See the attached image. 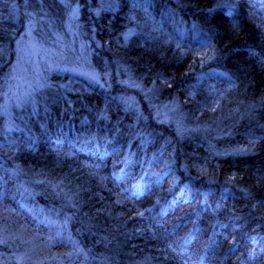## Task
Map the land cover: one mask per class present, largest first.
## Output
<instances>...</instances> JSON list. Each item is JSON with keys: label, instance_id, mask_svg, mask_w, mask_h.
<instances>
[{"label": "trees", "instance_id": "obj_1", "mask_svg": "<svg viewBox=\"0 0 264 264\" xmlns=\"http://www.w3.org/2000/svg\"><path fill=\"white\" fill-rule=\"evenodd\" d=\"M78 1L80 27L89 34L87 40L93 42L97 38L100 44L117 46L119 28L124 41L146 33L144 50L138 48L144 53L135 51L136 48L130 51L138 53L139 68L161 65L166 77L168 70L179 67L175 61L178 55L174 50H163L160 40L179 37V42L186 45L198 34L199 41L208 44V54L187 73L191 75L188 83L185 76H176L178 72L172 71L177 77L175 92L186 98L184 111L190 119L200 122L210 118L216 125L208 128L206 124L190 131H183L169 119L166 125H161L154 119L153 108L143 107L138 115L133 103L126 102L125 92L131 88L127 83L106 94L105 89L84 79L52 75L50 80L62 86L72 84L76 90L61 92L59 86L40 91L38 110L28 115L31 117L26 123L23 120L18 123L19 139L8 135V129L0 133L3 178L10 179L13 175L4 155L6 140L13 141L10 143L15 146L23 137L29 147L21 142L16 154L49 184L45 193L35 197L34 204L25 202L23 197L18 198V204L23 213L25 209L39 213V223L33 220L36 227L32 232L41 238V249L51 256L39 257L43 255L40 248L35 251L33 238L22 231L12 236L17 248L29 249L28 255L24 254L19 263L14 250L0 244V261L3 264H264V0H239L240 3L189 0L203 4L204 9L219 4L209 11L180 0V4L166 0L168 8L159 11L152 1L151 11L144 16L157 13V20L151 26L145 23L147 30L141 27L136 15L142 6L138 3V10L124 9L122 16L109 21L113 23L110 28L104 25L107 29L104 35L89 32L92 23L83 17L84 4L89 0ZM56 3L57 0H0V50L14 45V38L32 16H37L41 23L36 24V29H62L65 18L52 15ZM104 12L105 9L102 17L106 16ZM247 14L252 17L246 19ZM166 21L173 24L165 25ZM233 23H242L246 31L252 30L247 37L249 42H243L244 35H239L240 26L237 32L231 29ZM155 46L159 48L156 50ZM119 52L120 48L118 56ZM192 57L191 54L182 63L188 65ZM8 66L1 63L0 69ZM170 88L165 90L169 98L173 97ZM138 102L142 104L141 100ZM116 106L128 109L134 122L140 125H128L114 110ZM200 128L207 129L200 131ZM32 129L43 130L45 134L33 139ZM211 129L214 137L203 138ZM216 137L217 143L213 141ZM173 139L178 147L183 143L199 147L193 159L201 166L192 170L200 177L197 189H201L197 191L195 187L189 195L178 194L168 203L164 196L185 184L187 171L176 165L175 154L170 152ZM76 142L88 155L69 159L62 147ZM35 144L39 145L38 150ZM93 150L99 154L94 159ZM34 151L47 153L52 160L39 162L31 158ZM76 165L88 174V180L100 183L102 190L94 191L85 185L83 177L78 186L70 185L69 181L77 176L73 171ZM106 170L112 172L114 186L105 178L98 179L97 172ZM211 172L234 184L211 180L208 177ZM61 182L65 186L59 189ZM108 186L112 190H107ZM11 191L0 185V227L15 215L7 211L17 203ZM115 194L126 203L130 215L117 229L122 241L105 234V228L115 224L109 212L111 217H117V211L114 212L117 209H110ZM46 205L51 211L48 214H44ZM89 221L94 225L89 227ZM211 222L215 226L210 228ZM175 259L179 262L174 263Z\"/></svg>", "mask_w": 264, "mask_h": 264}, {"label": "bare ground", "instance_id": "obj_2", "mask_svg": "<svg viewBox=\"0 0 264 264\" xmlns=\"http://www.w3.org/2000/svg\"><path fill=\"white\" fill-rule=\"evenodd\" d=\"M116 2L113 3H104V0H89L84 4V9H83V17L84 19L89 22L92 23L89 26V32L92 34H105V31L107 30L105 28L104 25L108 26L109 28L111 27V25L113 24L111 21L113 18L115 17H119L122 16V12L123 10H128L130 12H132L133 8L135 9H139V6L137 5L138 3H142L141 9L138 10V12L136 13L138 20L140 22V25L143 29L147 30L146 26H151L155 20H157V13H152L149 16H144L145 14L149 13L151 11L152 8L149 9V7L151 5H155L157 10L161 11V10H165L168 8V3L166 0H115ZM152 1H155L152 4ZM182 3L184 4H189V5H194L196 7H199L201 9H204L203 4H199L197 3H193L190 2L189 0H180ZM179 0H172V2H174L175 4H180ZM235 2H239V0H232ZM253 2H259L260 0H251ZM72 3H79L78 0H57L56 5H54V10H52V15L57 14L59 17H63L67 12L68 9L71 8V4ZM240 3V2H239ZM100 4H104L105 6V12H104V17H102L100 10L95 7L96 5H100ZM209 5V4H208ZM79 6V4H78ZM219 6L218 3L213 4V5H209L207 6L208 8L204 9L209 11L210 9H216ZM229 11L227 10V13L229 15ZM252 15L247 14L246 15V19L247 18H251ZM233 18V17H229V20ZM146 23V26H145ZM243 23V22H242ZM241 25L239 23H233L231 24V29H235L234 31H238V28L240 26V31H239V35H242L241 37H243V42H249L247 37H249V35H252V30H248L246 31L245 29V25ZM173 22L170 21H166L165 25H172ZM20 26V25H19ZM118 27V26H116ZM174 27V26H173ZM171 27V28H173ZM121 32H117L116 36L117 38H119V41L117 43V46H110L108 44L102 43L99 47H97L94 52H93V58H92V67L93 69H95L98 73L99 76L101 77L99 82H96V85L98 87H103L105 89L106 94H110L111 92H113L117 87H119L120 85L126 83L128 80H130L131 78L135 79L137 78V80L141 79L143 80L145 83L144 85H146L148 82V84H151L152 87L153 86H161L164 85L163 83V77L166 78V80H168V85L166 87H170V91L173 92V96H177L179 99V103L181 106H183V108H185V99L184 97H182V95L178 94L176 91V83L174 82V79H177L176 76L181 75V77L185 76L184 81L185 82H189L190 78L189 76L191 75H187L188 72H192L193 68L192 66H194L195 62H197V60H200L201 58L207 56V48H208V44L205 42H200L199 41V35L195 34L192 41L186 45H183L182 43L179 42V37H175V38H170L168 37L167 40H160L159 45L162 47L163 50L167 51L168 49L174 50V53H176L178 55V57H176L175 61L180 62L179 63V67L182 70L181 73L176 74V76H169L166 77V75L164 74V67L158 66V67H146L145 68H139L138 63L140 62L139 57L137 58L136 54L132 53V49L136 48L135 51L140 52L141 54L144 53L139 51L138 48H145V44L147 41V36L146 33L140 34V35H132L128 40H125L123 31L121 30V28H119ZM237 29V30H236ZM254 34V33H253ZM258 35V33H257ZM121 36H123L124 38L120 40ZM229 36V34H228ZM102 38H106L105 36H102ZM234 39V37H232ZM198 39V42H197ZM128 46L129 49L125 50L122 49L121 47H125ZM118 48H120V52H119V56L117 55V50ZM134 51V52H135ZM17 48L14 45H11L9 48L7 49H1L0 50V64L4 63L6 65L12 63L15 61L16 56H17ZM193 55V57L187 62L188 65H184V63H182L183 61H187L186 58H188L190 55ZM125 66L126 69L124 71H122V67ZM192 68V69H191ZM148 71V72H147ZM149 72H152L150 74H148ZM125 77L126 78L125 80ZM61 87V92L63 91H72V90H76V86L72 85V84H66V86H62V84L53 81V80H49V81H45L40 85V89L42 91H49L50 89L54 88V87ZM147 86V85H146ZM84 87H89V86H84ZM148 88H151L149 86H147ZM166 87H164V89H161V93L157 98H148V94L147 92L140 86H138V89L136 90L135 94H134V99L132 100V103L134 105V111L136 112V114L138 113V115H140L141 112L144 108L150 109L153 108L154 109V119L156 120V122L160 123L161 125H166L167 123V119H168V115H166L164 112H162L161 110V106L164 105L165 103H167L168 100H170V98L167 96V94L165 93ZM90 88V87H89ZM153 99V100H152ZM138 100H141L142 104H140L138 102ZM36 103H30L28 104V106H25L24 108L20 109V110H15V111H11L10 112V118L13 119L15 122H20L23 120L24 123L27 122V120L31 117L28 115H31L33 113L36 112ZM144 107V108H143ZM188 107V106H187ZM181 108V109H183ZM114 110L116 112H118L126 121V123L130 126H139L140 124H136L133 120L132 114L131 112L121 106H116L114 108ZM123 120V122H124ZM144 120H147V117H144ZM206 124L209 123H214L215 122L212 121V119L210 118H205ZM4 126V119L0 118V132L2 130ZM205 129L207 128H200V131H205ZM32 135H33V139L37 138L39 139L37 136H39L40 134H45L43 132V130H39V129H32L30 130ZM215 132H213V130L211 129L205 136H203V138L209 140L212 139L214 137ZM12 135L14 137L15 140L19 139V136L21 135V132L17 129V128H13L9 130L8 135ZM23 134V133H22ZM15 135V136H14ZM180 139V138H179ZM200 140L203 141V139L201 137H199ZM219 140L218 137L214 138L213 141L215 143H217ZM6 142H8V144L6 145L4 149V155L6 160L8 161V165L10 167L11 170L18 172L19 174H21L24 178H27L28 176L26 175V171L29 174H32L35 179L37 180L38 184L36 185L34 180L32 181H25V185L23 186V182L20 176L17 177V174H13L12 178L10 179H4L3 175L0 174V185H5L9 190H12L11 192L13 193V197L16 199L17 203L14 204V206L10 209H8L7 211L9 213H15L14 217L16 218L17 221L19 222H23L25 223L27 226H29L32 230L35 229L36 226L33 225V220H35L37 223H39V218H38V214H35L32 210L30 209H25L24 213L20 208V204H18V198L23 197L24 201L27 203H32L34 204L35 202V197H37L39 195L40 192L45 193L46 189H47V185H49L48 183H46L44 180H42L38 174L36 173V171H34V169H32V167H28L19 157L18 154H16V152L19 149V145L21 144V142H24L25 145L28 146V142L25 140V138L22 137V141L21 142H16V145H12L10 142H13L9 139L6 140ZM141 142V140L139 141ZM172 148H170V152L175 154V158L174 161L176 163V165H178L179 167L187 170L185 175H186V179H185V184L180 187V188H175L174 190H172L169 193H166V195L164 196V198L168 201V203H170L174 197H176V195L178 194H191L192 190H194V188L196 187L197 189V182L200 179L198 173L196 174L195 171H193L192 169H195L197 166H201V164H199L198 162H196L193 159V154L198 152L200 149L198 146L196 145H190L187 147L186 143H183L180 147H178L176 145V140L173 139L172 141ZM64 146V145H63ZM34 148L36 150L39 149V145L35 144ZM62 149L67 153L68 158L72 159L73 157H76L78 159H81L83 157H85L87 154V152H85V150L82 148V145H80L78 142L76 143H67L65 144L64 147H62ZM93 153V159L98 157L99 154L96 153L95 150L92 151ZM42 154V156H41ZM31 158L36 159L37 161H44L46 158H49L50 160L51 157L47 154V153H41L39 151H34L31 155ZM49 167L51 165H48ZM167 166L166 163L163 164V168H165ZM81 167L80 166H74L73 171L77 174L76 177H73L71 180L70 178L68 179L69 184L70 185H79L81 181V178H84V183L85 185H90V188L92 187L94 191H99L102 190V185L98 182H92L90 179L88 180V174L86 172H81ZM97 175H99L98 179L102 180V178L107 179L108 183H110L109 185H115L114 183V177L112 175V172L110 170H106L105 172H97ZM208 177L218 183L221 184H234L233 182L229 181L227 178H221L219 176H217L214 172H211ZM202 180V179H201ZM68 183V182H67ZM10 184H12L13 186H11ZM65 183L61 182L59 184V186L57 188L62 189L64 188ZM238 188V187H237ZM201 188H198L197 191H200ZM107 190H112L111 186L107 187ZM238 190L240 191L241 188H238ZM115 197L110 201V206H111V211H113V209H117L114 212L117 211V217H111L112 212H109L110 214V220L115 223L111 226H107V228H105V234L113 239H116L117 241H122V236L118 233V228L120 226V224H124V219L128 218L130 215L126 210V203L121 199V197L118 194L114 195ZM49 198V196L47 197V199ZM119 208V209H118ZM51 211L49 210V208L45 207L44 210V214H48ZM93 217L95 218V221H98L96 219L95 214L93 215ZM33 226H32V225ZM94 222L93 221H89V227L93 226ZM210 228L215 226L214 222H211L209 224ZM7 249H10V247ZM40 252L42 254H45V250L41 249V245H40ZM13 253V252H12ZM202 254V253H201ZM16 256V255H15ZM17 257V256H16ZM18 262L20 263L21 261L19 260V258L17 257ZM1 262V261H0ZM174 263H178V260H173ZM3 264V263H2ZM157 264H161V263H157Z\"/></svg>", "mask_w": 264, "mask_h": 264}, {"label": "rangeland", "instance_id": "obj_3", "mask_svg": "<svg viewBox=\"0 0 264 264\" xmlns=\"http://www.w3.org/2000/svg\"><path fill=\"white\" fill-rule=\"evenodd\" d=\"M65 17V23L71 35L66 37L65 45L60 48H57L52 42L46 45L40 42L35 34L36 24H41L37 16H32L16 37L14 45L18 51L16 59L9 64L5 77L0 81V118L4 119L5 126H3V128L6 127L5 129H8V131L17 125L16 122L10 118V112L18 108L22 109L30 103H35L34 99L35 93L39 89V79H41L42 83L47 76L52 75V73L56 71L62 72L63 70H69L85 76L95 85L96 82L101 80L99 73L92 67V55L89 51V47L76 39V36L78 37L77 34L80 32H76L77 22L80 17L78 3L71 4V8L68 9ZM130 36L129 34L126 38ZM155 48L157 50L159 46H155ZM179 63L180 62H177L176 66H178ZM125 69L126 67L123 66V71ZM172 71L181 73L180 67H176L168 70L169 76L173 75ZM126 78L128 77H125V80ZM167 81L168 80L163 77L164 85L159 87H152L151 84L146 82V85L151 88L144 85L145 82L143 80H137V78H131L126 83L131 85L129 90L133 93L132 97H134L138 86H140L147 92L148 98H157L161 93V89H164V87L168 85ZM181 108H183V106L180 105L177 96L171 97L167 103L161 106L162 112L168 115V119L174 121L183 131H190L206 125L204 121L194 122V120L190 119L185 113L184 108ZM227 111L230 110H225V112ZM215 125L214 123H209L208 128H213ZM11 171L13 174H17V177L20 176L22 181L24 180L23 186L25 185V181L32 180H34L36 185L38 184L35 177L27 173V171V178H24L16 171ZM22 231H26L28 235L33 238V249L37 251L40 248L42 240L39 236L33 234L32 229L25 223L17 221L13 216L9 218L4 226L0 227V244L4 245L6 248L10 247V249H13L15 255L21 262L22 256L24 254L28 255L29 249L27 247L26 250L17 248L12 235L13 233L19 234ZM21 236L25 237L26 234H21ZM50 256L48 252H45V254L39 257ZM38 258L36 259L38 260ZM0 264H2V262H0Z\"/></svg>", "mask_w": 264, "mask_h": 264}]
</instances>
